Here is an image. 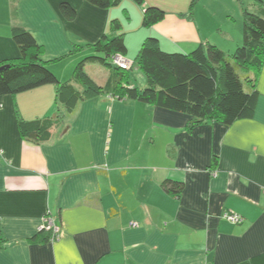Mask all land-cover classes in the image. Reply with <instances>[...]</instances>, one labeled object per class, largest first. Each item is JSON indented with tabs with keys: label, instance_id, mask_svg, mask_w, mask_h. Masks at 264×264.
<instances>
[{
	"label": "crops",
	"instance_id": "0c3cea01",
	"mask_svg": "<svg viewBox=\"0 0 264 264\" xmlns=\"http://www.w3.org/2000/svg\"><path fill=\"white\" fill-rule=\"evenodd\" d=\"M65 1L76 10L72 22L60 15ZM226 1L209 23L188 19L185 3L167 11L145 0L166 16L143 28L139 7L132 27L126 24L130 0L107 10L83 0H0V66L19 57L11 31L23 28L59 82L70 81L79 57L68 58L72 48L90 51L110 36L114 18L130 29V62L148 36L166 51L211 43L230 53L241 42V8ZM85 9L97 16L83 17ZM254 87L253 118L230 126H192L184 114L107 96L69 114L54 85L0 96V264H264V58ZM45 118L60 121L48 142L22 139L19 120ZM165 180L183 184L179 196L162 189ZM225 214L242 221L232 224ZM46 217L59 227L56 240H43Z\"/></svg>",
	"mask_w": 264,
	"mask_h": 264
},
{
	"label": "trees",
	"instance_id": "16d2710c",
	"mask_svg": "<svg viewBox=\"0 0 264 264\" xmlns=\"http://www.w3.org/2000/svg\"><path fill=\"white\" fill-rule=\"evenodd\" d=\"M83 1L94 9L107 10L119 6L123 0ZM130 1L141 9L143 28L160 23L166 16L160 7L146 6L145 0ZM236 2L241 8V42L230 53L211 43L199 44L188 53L166 51L159 47L156 37L148 36L130 62L126 59L128 50L122 24L114 18L109 22L113 37L104 34L87 46L90 51L79 45L72 48L68 58L79 57L73 65L72 79L64 83L41 59L42 47L32 34L23 28H13L11 37L19 49V57L0 66V96L54 85L56 103L69 114L82 101L107 96L184 114L190 117L192 126L204 122L230 126L239 120L252 119L258 100L254 81L264 58V0H252L249 5ZM59 11L66 22L76 19V10L66 1L60 4ZM115 56L128 61L129 68L120 69L113 61ZM96 66L109 69L99 81L87 72L99 71ZM134 69L144 77V86L130 79L129 72ZM59 125L56 118L19 120L18 130L22 139L41 145L53 137ZM161 187L175 196L183 190L182 183L169 180L163 181ZM47 236L44 241L53 239L50 233Z\"/></svg>",
	"mask_w": 264,
	"mask_h": 264
},
{
	"label": "rangeland",
	"instance_id": "374dc122",
	"mask_svg": "<svg viewBox=\"0 0 264 264\" xmlns=\"http://www.w3.org/2000/svg\"><path fill=\"white\" fill-rule=\"evenodd\" d=\"M155 1H157L159 3H162L164 5V7L167 9V11L176 10L177 8L182 7L183 6L182 4L185 3V7L187 9V13L190 11L189 12L190 15H188V19H191L192 17H194V18L195 17H199V19L207 20L209 23L212 22L213 20H215V18H214L215 17V15H214L215 11H214L213 8H215V6H218V7H220L221 5L224 6V3L227 2L226 0L225 1L224 0H196V1H194L193 5H192V8H190V6H191L190 4L192 3V0H155ZM240 1H241V4L247 5L248 2H250L252 0H240ZM130 4H131V6L134 9L130 13L132 22H129L128 20H126V24L130 25L132 27V25L134 24V17L137 20V16H136V12H135V10L137 11V6L134 3H132L131 1H130ZM227 4H229V2H227ZM229 7L231 8V11H233V9H235V11H236V15L235 16H237V9H236L237 5H234V3H233V5L229 6ZM120 10H121V8H120ZM81 14H82L83 17L84 16H92V17L97 16L96 14H94V13H92V12L86 10V9L83 10ZM232 17H233V15L229 16V19H230L231 22H233ZM126 29L130 30L128 27L126 28L125 23H123L122 32L124 33V38L126 37L125 36V33L127 31ZM112 35H114V34L111 33L109 37H111ZM96 68L99 71H95L93 69H91V70L89 69V70H87V72L91 76H93L94 78H97L98 81L102 80L101 75L102 76L104 75V77H105V75H107L109 69L106 68V67H101V66H96ZM98 68H100V69H98ZM72 71H73V68H72ZM71 74H72V72H71ZM133 74H134L133 72H131V71L129 72L131 80L134 79L133 78ZM132 81H134V80H132Z\"/></svg>",
	"mask_w": 264,
	"mask_h": 264
},
{
	"label": "built area",
	"instance_id": "2783aa9c",
	"mask_svg": "<svg viewBox=\"0 0 264 264\" xmlns=\"http://www.w3.org/2000/svg\"><path fill=\"white\" fill-rule=\"evenodd\" d=\"M114 63L121 69H128L130 66V63L126 61L124 58L121 56H115L114 57ZM229 222L232 224H237L242 221V218L238 215H229L225 214L224 216ZM40 231H44L45 233H50L51 237L53 240H56L59 234V227L54 224V221L51 217H46L43 221V225L40 228Z\"/></svg>",
	"mask_w": 264,
	"mask_h": 264
}]
</instances>
